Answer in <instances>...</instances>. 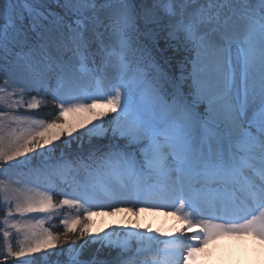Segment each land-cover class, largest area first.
<instances>
[{
    "label": "snow or ice",
    "instance_id": "obj_1",
    "mask_svg": "<svg viewBox=\"0 0 264 264\" xmlns=\"http://www.w3.org/2000/svg\"><path fill=\"white\" fill-rule=\"evenodd\" d=\"M0 105V264H205L220 236L264 244V0H0ZM93 212L129 222L92 233Z\"/></svg>",
    "mask_w": 264,
    "mask_h": 264
},
{
    "label": "rangeland",
    "instance_id": "obj_2",
    "mask_svg": "<svg viewBox=\"0 0 264 264\" xmlns=\"http://www.w3.org/2000/svg\"><path fill=\"white\" fill-rule=\"evenodd\" d=\"M0 107H2V105H0ZM41 111L47 112V111H49V108L44 107L41 109ZM8 131H10V129ZM5 134H7V133H5ZM68 179H71V178L69 177ZM62 198L63 197H60V196L54 197V201L58 202ZM2 200H3V198H2V196H0V202H2ZM79 211H80L79 209L73 207L72 205H65V206H61V208L55 212V215H56V217H62L63 219L72 220L79 213ZM161 212H163V211H161ZM146 213H148V212L142 211L139 214V216H132L131 219L140 223V222L144 221V219H146V216H147ZM105 215H107V214H105ZM168 216L173 219V223H174L173 226H176L177 224H179L180 228H181V223L179 220H177V218L175 216H172L170 214ZM99 218H101V217L96 215L95 212H93V215L90 217L91 232L92 233H95L97 231V229H102L101 225L98 224ZM2 220H3V214L0 213V222H2ZM128 222H129L128 218L124 214L107 215V224L109 226L127 224ZM152 226H153V224L149 223V225L147 227L152 228ZM43 227L50 230V231H53L54 233H63V231H64V227L62 225L61 219L60 218H53L52 216H47L46 222L43 223ZM75 227H79V226L77 225ZM12 231H13V233L15 232L14 229ZM159 232H160V234H166L165 231L160 230V229H159ZM240 235H242V234H240ZM242 236L245 239L252 240V241L256 242L259 246H261V249H258V251L245 250V249L238 247V245L230 246L229 245L230 241L228 243L226 242L227 244L224 245V247L222 246L220 248V246H218V248H220L219 250H217L218 248H213L212 246L214 245V243H218V242L220 243L221 241L223 242L224 240L229 239V235H224V236H220V237L216 238L215 240L210 242L208 245H206V248H205L206 254L202 255L200 258L205 261V264H251L252 261H254L253 264H264V244H261L258 241L253 240L251 237L244 236V235H242ZM73 238H75V237H73ZM79 242L80 241L77 240V243H79ZM13 243H15V241H13ZM2 245H3V235H2V232H0V253H2L4 251V248L2 247ZM64 247H67V245H64ZM210 247H212L213 250H217V251H214L212 253L209 250ZM225 248H226V250H225ZM243 250H245V251H243ZM262 251H263V253H262ZM227 252H229V254H227V257L229 255V258L226 257L224 262L215 261V259L216 260L220 259L219 255H218L219 253L223 254V253H227ZM33 255L34 256H40L41 254L37 253V254H33ZM223 257H225V254H223ZM0 259H2V256H0Z\"/></svg>",
    "mask_w": 264,
    "mask_h": 264
},
{
    "label": "bare ground",
    "instance_id": "obj_3",
    "mask_svg": "<svg viewBox=\"0 0 264 264\" xmlns=\"http://www.w3.org/2000/svg\"><path fill=\"white\" fill-rule=\"evenodd\" d=\"M68 118H69V120L73 119V117L71 115ZM5 183H8V182L5 181ZM146 214H147L146 219H144V221L140 222V224L144 227H147L149 225V223H152L153 224L152 229L163 230V231H165L166 234L167 233H175L177 231L176 229L180 228L179 224H177L176 226H173V224H174L173 219L171 217H169L168 215H165L163 212H157V213L148 212ZM98 216L101 217V218H99L98 224L101 225L102 229H107L109 227V225L107 224V215L102 214V215H98ZM37 219L43 220L45 223L47 216L41 215V216L37 217ZM25 223H31V224L35 225L36 222L35 221H24V220H22L20 222V226H23ZM37 231H39L38 228H37ZM229 241H230V244H229L230 246L238 245V247L245 249V250L258 251V249H261V246H259L256 242H254L252 240L245 239L240 234L229 235V239H226L223 242L221 241L220 243L219 242L214 243V245L212 247L213 248H218V246H220V248L222 246L224 247V245H226ZM212 247L209 248V250L212 253L214 251H217L220 249V248H218L217 250H213ZM226 248H225V250H226ZM245 250H243V251H245ZM262 253H263V251H262ZM223 254H225V257H223ZM223 254L219 253L218 255H219L220 259H218V260L215 259V261L224 262L226 257H227V254H229V252L223 253ZM227 258H229V255ZM253 262L254 261H252L251 264H253Z\"/></svg>",
    "mask_w": 264,
    "mask_h": 264
}]
</instances>
